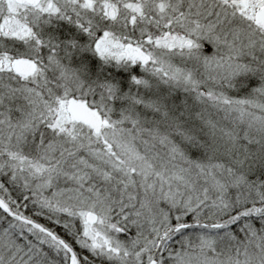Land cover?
Returning <instances> with one entry per match:
<instances>
[{
  "label": "snow or ice",
  "instance_id": "obj_1",
  "mask_svg": "<svg viewBox=\"0 0 264 264\" xmlns=\"http://www.w3.org/2000/svg\"><path fill=\"white\" fill-rule=\"evenodd\" d=\"M0 264H264V0H0Z\"/></svg>",
  "mask_w": 264,
  "mask_h": 264
}]
</instances>
